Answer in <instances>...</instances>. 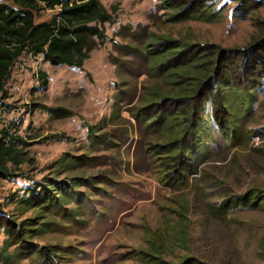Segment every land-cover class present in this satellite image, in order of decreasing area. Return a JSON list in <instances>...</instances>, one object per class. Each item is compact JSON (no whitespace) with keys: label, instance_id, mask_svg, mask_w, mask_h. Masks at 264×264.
<instances>
[{"label":"rangeland","instance_id":"374dc122","mask_svg":"<svg viewBox=\"0 0 264 264\" xmlns=\"http://www.w3.org/2000/svg\"><path fill=\"white\" fill-rule=\"evenodd\" d=\"M100 1L109 12L116 9L115 20L105 24L106 41L90 52L82 68L54 66L42 56L22 53L0 92V128L24 140L22 156L27 159L8 179L0 178V209L15 223L37 230L27 238L32 250L46 249L38 255L20 250L16 261L0 264H148L153 254L162 264L185 259L264 264L258 255L264 243V204L249 208L239 203L222 216L214 213L229 195L264 194V80L248 98L246 115L247 102L242 107L243 98H233L247 134L241 143L232 145L223 137L210 103L205 104L208 153L201 157L197 176L182 187L163 186L155 158L140 150L133 103H114L116 96L129 92L137 98L146 79L136 76V57L120 54L124 45H132L122 35L124 28L142 25L146 31L215 44L237 55L264 38V0L247 8L243 18L234 12L236 3L220 0L223 16L218 21L178 23L166 21L159 0ZM42 6L36 23L58 12ZM126 60L130 64L123 65ZM39 72L46 74V85ZM45 107L57 109L56 115ZM62 159L78 163L68 169ZM74 178L91 179L88 186L76 188L80 203L74 195L70 199L68 208L79 210L78 216L63 217L57 209L42 217L37 210L17 209L16 200L27 190L39 191L48 180ZM5 238L0 229V249Z\"/></svg>","mask_w":264,"mask_h":264},{"label":"trees","instance_id":"16d2710c","mask_svg":"<svg viewBox=\"0 0 264 264\" xmlns=\"http://www.w3.org/2000/svg\"><path fill=\"white\" fill-rule=\"evenodd\" d=\"M9 1L0 2V92L14 62L22 53L42 56L54 66L82 68L90 52L106 41L105 24H112L115 20L113 14L116 9L109 12L100 0ZM219 1L159 0L158 9L166 16V21L172 23L185 20L214 22L223 16V10L217 6ZM230 1L236 3L234 12L240 18L244 17L247 8L256 7L261 2ZM41 5L50 10L58 8V12L50 20L36 23V12ZM122 35L129 38L132 45H124L121 56L136 57V76L145 75L146 79L137 98L134 92H129L127 97L116 96L114 103L118 104L123 99L133 103L130 111L138 130L139 143H143L140 150L144 149V153L146 151L155 158L156 170L161 175L160 183L170 187L188 185L198 174V167L203 163L201 157L208 153L204 135L208 127L203 120L206 103H210L223 137L229 138L232 145L241 143L247 135L242 128L244 119L239 116L240 110H234L232 102L234 97L241 96L245 102L241 106L247 102L244 110L245 115L248 113V98L264 80V38L255 42L250 50L234 55L233 50L221 49L215 44H197L184 38L146 31V26L142 25L124 28ZM114 59L117 62L118 58ZM126 61L123 65L130 64L129 60ZM38 77L42 85L47 84L44 72H39ZM229 96L232 98L228 100ZM43 109L54 115L57 113V109ZM25 144L19 135L0 128V178L8 179L12 171L27 161L22 156ZM76 160L62 159L60 162L64 168L70 169L78 163ZM90 180H48V184L41 185L39 191L32 188L18 198L17 209L21 213L37 210L42 217L60 209L63 217H76L79 210L68 208L70 199L74 195L76 203H80L81 192L76 188L88 186ZM239 203L255 208L264 204V194L249 191L242 196L229 195L214 207V213L222 216ZM24 225V222L15 223L0 209V229H4L6 234L0 249V263L16 261L20 250L35 251L37 255L46 250H32L34 246L27 238L37 230ZM11 248L14 249L12 254L9 252ZM258 255L264 259V243ZM146 261L148 264H162L155 254ZM178 264L201 263L185 259Z\"/></svg>","mask_w":264,"mask_h":264}]
</instances>
